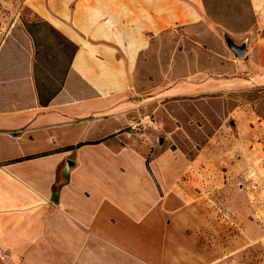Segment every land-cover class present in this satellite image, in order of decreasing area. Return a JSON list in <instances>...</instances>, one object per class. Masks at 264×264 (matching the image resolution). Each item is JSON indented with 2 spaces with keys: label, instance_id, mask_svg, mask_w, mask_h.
<instances>
[{
  "label": "crops",
  "instance_id": "0c3cea01",
  "mask_svg": "<svg viewBox=\"0 0 264 264\" xmlns=\"http://www.w3.org/2000/svg\"><path fill=\"white\" fill-rule=\"evenodd\" d=\"M48 1L49 12L36 0L24 3L77 50L47 106L38 103L31 38L23 27L0 30V264L126 263L113 258V249L134 264H198L193 251L182 261L181 242L160 238L169 226L164 216L176 215L184 200L169 184L172 155L149 147L144 156L143 147L138 156L127 129L132 120L149 119V111L192 96L187 82L146 96L130 76L153 39L203 20L201 0ZM251 7L264 32V0H251ZM251 68L262 73L250 71L249 86L264 84V66ZM95 121L107 122L104 130L84 129ZM135 159L150 183L128 172ZM155 162L160 176L148 169ZM148 203L146 212L136 211ZM126 231L136 238L122 236ZM144 232L158 236L138 240ZM168 246L181 255L168 256Z\"/></svg>",
  "mask_w": 264,
  "mask_h": 264
},
{
  "label": "rangeland",
  "instance_id": "374dc122",
  "mask_svg": "<svg viewBox=\"0 0 264 264\" xmlns=\"http://www.w3.org/2000/svg\"><path fill=\"white\" fill-rule=\"evenodd\" d=\"M24 2L0 0L1 31L19 30L23 22L42 21ZM36 3L49 10L48 0ZM201 3L203 20L191 26L176 25L153 39L130 76L135 90L146 96L182 82L191 86L192 96L146 113L154 129L146 125L127 131L137 143L133 148L138 156H142L143 147L144 156L149 147L172 155L175 167L169 184L184 200L176 206V215L164 216L163 222L169 226H163L160 238L184 245V256H179L183 262L193 251L198 264H264V84L248 83L254 76L251 67L258 70L264 66V54L259 50L264 32L256 27L251 0ZM37 30L36 77L43 83H55L59 80L57 67L65 65L63 60L56 63L52 59L61 40L46 31V26L39 24ZM226 40L244 46L246 54L235 58ZM254 72L261 76L262 71ZM106 123L95 121L84 129L104 130ZM176 128L181 131L171 135ZM142 164L135 159L128 172L150 183ZM160 165L155 162L148 169L160 176ZM149 205L136 211L146 212ZM174 217L177 225L173 227ZM121 234L136 238L134 232ZM137 236L138 240L153 241L158 233ZM166 250L168 256L181 255L174 246ZM122 252L113 249V258L134 264Z\"/></svg>",
  "mask_w": 264,
  "mask_h": 264
},
{
  "label": "trees",
  "instance_id": "16d2710c",
  "mask_svg": "<svg viewBox=\"0 0 264 264\" xmlns=\"http://www.w3.org/2000/svg\"><path fill=\"white\" fill-rule=\"evenodd\" d=\"M39 24L46 26V28H47L46 31H48L52 35H56L58 38H60V40H61L60 47L61 48L57 54L52 55V59L56 63H58L60 61L62 62V60L65 62V65L63 67H61V68L57 67V69H56V75L58 74L57 78L59 80H57L55 83L54 82H48V83L44 82L43 83V81L39 80L36 77V69H35V66L33 67V78H34L36 93H37V97H38V103L40 106L44 107V106H47L49 104L51 99L62 88L65 77L69 71V66H70L71 60H72L77 49L72 43L67 41L62 35H60L57 31H55L53 28H51L47 23H45L43 21H39ZM39 24H37V23H26V22L22 23L25 32L31 38L33 45L35 47V60L38 59V55H39L38 50H37L36 38H35V32L38 31L37 27ZM48 52H49V50H48ZM46 56L47 55L45 54L44 57H46ZM46 84H47V86H46ZM94 144H97V142L79 143L75 146L66 147L63 150L69 151V150L80 148L84 145H94ZM18 161H20V160H18Z\"/></svg>",
  "mask_w": 264,
  "mask_h": 264
},
{
  "label": "water",
  "instance_id": "95a60500",
  "mask_svg": "<svg viewBox=\"0 0 264 264\" xmlns=\"http://www.w3.org/2000/svg\"><path fill=\"white\" fill-rule=\"evenodd\" d=\"M226 44L235 58L241 59L246 54V49L244 48V46L237 47L233 45L229 40H226Z\"/></svg>",
  "mask_w": 264,
  "mask_h": 264
},
{
  "label": "built area",
  "instance_id": "2783aa9c",
  "mask_svg": "<svg viewBox=\"0 0 264 264\" xmlns=\"http://www.w3.org/2000/svg\"><path fill=\"white\" fill-rule=\"evenodd\" d=\"M147 120V121H146ZM146 125H148L149 127H151V121L148 119V118H144L143 120H138V121H136V122H131L130 124H129V128L131 129V130H135L136 129V127H139V126H141V127H144V126H146Z\"/></svg>",
  "mask_w": 264,
  "mask_h": 264
}]
</instances>
